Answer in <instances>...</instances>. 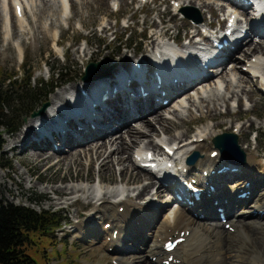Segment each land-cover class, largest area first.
Returning <instances> with one entry per match:
<instances>
[{
	"label": "bare ground",
	"instance_id": "obj_1",
	"mask_svg": "<svg viewBox=\"0 0 264 264\" xmlns=\"http://www.w3.org/2000/svg\"><path fill=\"white\" fill-rule=\"evenodd\" d=\"M100 1L101 0H59L57 2L61 4L59 5V14H57V9L55 8L54 12L49 15L51 18V27L61 26L64 20L67 22L69 21L71 25L74 20L72 18L73 6L75 13L81 15L80 12H82V10L86 9L89 13L90 11L88 9L93 6L101 8L105 1ZM111 1L119 2L121 7L120 0ZM178 1L180 3L179 7L181 12L189 14L190 12L187 10L188 4L196 5L200 3L198 6H200L201 9L208 10V12L215 8L214 3L208 0ZM24 2L25 0H14L12 3L14 5L20 4L23 6ZM187 2L189 3L187 4ZM0 3L3 4L2 6L10 7V0H0ZM57 3L56 0H41V6L38 8L36 6L37 10H33L34 12H32V14H37V17H39V15L41 17V14L46 10L48 11L47 13L51 12L50 10L56 7ZM178 8L175 7L176 10ZM248 8H250L249 5L240 4V9H237L238 12L244 16V18L239 20L241 23L240 27L246 30L244 36L236 43L235 50L225 49L220 55L215 57L209 55L207 60L204 61H201L197 55H192L189 59H175L171 62L164 58V60L159 63L157 70L163 80L161 91H166L165 95H162L161 91L155 89L156 82L153 78L154 67L152 60L149 58L151 57V53L149 55L144 53L139 57V63L144 73L137 72L132 66L133 62L136 63V61L133 60L135 58L130 61L129 66H121L115 72L113 71L114 69L106 70V72L104 65H101L99 69H96V73L105 72L104 74L86 78L81 84L74 85V87H61L59 89L60 91L55 92L50 100L51 104L49 103L51 106L49 107L48 105L43 113L31 118L26 123V129H23L26 131L19 132L20 134L13 138L12 142L8 144V150L16 152L18 148H21V152L24 151L23 153H29L30 156H32L31 158L36 159L32 161L35 166L31 169L26 165L27 161H20L21 166L27 168L25 172L28 173L30 178L33 176V169L40 171L42 168L38 165L41 164L42 167H45L49 162H47V160H50L52 155L60 154L61 159L59 160L61 161L58 160L59 165L68 164V167H72L74 164L80 165L82 158L88 159L91 166L94 165L95 162H98V182L101 183V185L102 183H106L104 182L106 176L114 173L116 165L128 164V166L121 170L123 174H132L131 178L124 181L125 184L133 180L140 182V178L143 176L146 177V173L144 174L140 170H146L150 179L147 185H144L140 190L139 188L137 189L139 192L137 196L133 194L136 190H126L118 185L116 189L104 191L101 186L99 190H96L97 184L93 182L92 186L94 189H92V191L88 189L89 194L87 195V199L91 196L92 200H90V203H88L89 205H87L91 206L92 201L95 199L100 203L99 210L94 211L96 214L93 212V216L89 218V221L97 224L96 234L98 240L101 241L102 247L108 251L118 264H163L160 263V258L163 256L167 257L170 254L164 251V242L170 236L179 235L181 232H184V237L186 239L183 243L178 244L176 249L171 253L174 255V260L170 264H220L222 262L224 264H264V199L259 198L252 210L249 209L247 205L249 197L257 193L256 197L258 198L261 195V193L258 195V191H264V171L262 170L264 163L263 166L258 163L261 161V158L258 161L261 155L258 154L257 146H251L247 137L244 138V142L247 141V146L240 142L241 144L239 147L242 152L232 147L233 143L226 146V148L236 150L240 158L245 160L244 163L239 164L229 158L228 154L225 152L221 154V149L219 148V150L217 147L219 153L215 158H212L210 154L216 150L211 149V144L206 142L209 134H206L205 131H199L196 136L194 135L196 138L194 136H192L193 138L191 139L185 138L188 133L186 132L180 137L175 135L173 142L169 140L163 141V144L175 150L174 156L176 159L190 155L192 165H187L188 172L190 173L189 176L197 178L201 183L200 186L205 189L201 200L196 201L194 205H188L187 203L180 204L171 213L169 211V214H167L164 219H160L161 211L168 206L170 207L171 201H173L175 197L171 195L172 198L170 202L167 201L168 204L163 206L158 205L155 209H151V207L154 206L152 202L153 198L156 196L160 200L167 198V194L164 192L168 190H170V192H172V190L179 191L187 197H190L189 193H192V191L188 190L187 192L181 184L182 180L186 177L185 172H183L184 174H172L170 169H164V180L158 178L159 181L156 182L155 178L157 175L153 173L151 169L142 167L141 162L143 159L139 160L137 157L135 158L134 155H131L130 159L129 156L130 152L135 150L134 148H138L143 141L149 138V133L153 131L152 122L154 118L157 120L160 127H163L162 131L166 133L170 132L171 128L177 125L174 121L170 123L171 119L166 118L159 110L169 101L177 102V100H180L183 96H187V94L195 90V88V94L188 97L191 105L196 106L198 110L207 107L208 113L213 117H217V101L220 103L221 100L220 104L222 105L223 102V105L225 104L227 106L230 105V101L232 100L239 104L242 103V98L235 92L232 94V99L229 100L223 96L221 89L224 87L225 83L226 92L234 87L240 88L242 82L247 84L250 83L252 78L254 79L257 77V74L264 68V16L254 23L251 22L243 25V22L248 18ZM1 10L0 20L3 17V12ZM226 10L225 5L221 3L218 8H215V12L212 15L218 16L220 12H223V15H225V12H227ZM13 15L15 19L12 20L13 25L19 29L21 36L27 35V31L23 27L24 24L27 22V25H30V27L33 25H31L32 18L28 19L27 17V19H25L24 17L27 15L26 6H23L21 13L14 11ZM212 18L214 19V16H212ZM161 19V23H163L162 29L157 26L156 22L155 25L154 23L149 24L146 22L149 26H152V28L150 27V35L148 36L152 48L160 46V44L164 45L167 42L166 39L172 41L173 39L177 40L179 38L178 34L176 36L172 34L173 28L168 25L166 20L164 18ZM213 23V21L207 22V24L202 25L201 28L192 25L191 33L187 34L188 38L184 41L188 42V39H190L191 43H195V37L199 35L201 29ZM1 26L2 23L0 22V32ZM103 26L105 25H102V27ZM40 27L42 30L47 29L41 25V22ZM115 27V25L105 27L104 29L108 30V32L105 33H111V31L115 30ZM240 32H243V30ZM57 33L58 32H54L53 36L56 45L59 46L62 40L57 38ZM14 35L16 36V34L12 33L13 37ZM254 37L259 40L255 41L256 39L254 40ZM204 40L209 46L213 45L212 39L205 38ZM22 42L25 43V39H23ZM10 44L11 43L8 42V45ZM186 44L187 43H184V46H187ZM11 47L13 49L12 44ZM245 47H248V50L245 51L246 55L249 54L250 56L253 54L248 60L249 62L245 63V65L247 64L248 66L247 69L244 68V64L240 65L242 58L236 54L239 50L243 53ZM137 51L138 50L135 52ZM100 52L98 51V53ZM94 55L97 54H93V56ZM108 57H111V55H105V58ZM2 58L5 59L4 56ZM127 58L128 57L124 59L121 57L118 61L122 65H126L128 63ZM136 58L138 57L136 56ZM203 63H208L206 68L203 67ZM230 64H233V67L230 69L231 71L228 69ZM136 73L143 76L144 80L141 83H138ZM235 73L242 75L239 80L236 81L237 85H233ZM246 76L248 79L251 78V80L249 79L248 81ZM129 79L131 80L129 81ZM174 79H178V81L173 83L172 80ZM216 79L217 81H215ZM211 80H213V85L209 83ZM139 85H142L145 90L148 91L147 96L143 97L138 94ZM199 85L200 87H198ZM245 87L246 86H244V88ZM81 88L87 90L88 95L86 97H82L78 93ZM114 88H118V91L114 95L104 102H100L96 104V106H93L100 98L102 92L107 90L112 91ZM259 89L264 91L261 87H259ZM70 90H74L71 97L69 96ZM180 93L183 94L178 96ZM196 94L200 98L197 104L195 103L197 99ZM250 96L252 97V94ZM191 97L194 99H191ZM211 104L214 105L213 108ZM182 105L183 101L181 103V106ZM55 106H57V108L53 114H51ZM50 108L52 111H50ZM177 111L178 109L175 108L174 112L176 113ZM230 112L231 109L229 110V113ZM175 113L174 115L176 117H180L179 112L177 114ZM153 114L155 115L152 120L151 115ZM183 124L184 123L181 122L179 125ZM233 125L234 123L226 125L225 122L219 121L213 128L223 127L231 129ZM241 126L237 128L239 132L243 130ZM38 129H41V131ZM123 130H126L129 140L122 134ZM157 130L159 131L160 128H157ZM153 133L154 132H152V136L155 135ZM118 134H120V136H118ZM91 142L92 144H89ZM56 143L59 144V146L55 148L54 144ZM115 144H119L118 147L110 150L109 148H112ZM81 145L87 148L82 151L78 147ZM147 145L148 146H145L143 150H151L157 153H161L164 150L163 146H160L159 143H154L151 139H149ZM74 148L80 151H75ZM244 148L247 151H245ZM249 149L256 150L257 152L254 151L253 153L256 154V156L249 155L247 158L246 154ZM66 150L68 151L65 152ZM139 152L141 151H138L137 154L141 156L142 154ZM195 160L197 162H195ZM228 165L237 166L238 170L235 172L227 170L222 173H218L217 171L214 174L212 173L213 170ZM254 166H259L257 172L259 175L263 176H258V174H256L257 172L254 170ZM182 169H184V166H182ZM206 170L208 171L207 176L204 174ZM20 177L21 181L17 182L20 190L19 193L22 192V180H24L22 174ZM245 177L247 179H244ZM1 178L0 185H3L4 182ZM192 178H189V180H192ZM231 178L234 179L233 182L227 180ZM38 180H41V177H39ZM88 180H90V178H88ZM242 180H245L243 185L238 183ZM122 181L123 178L120 184H122ZM107 182L112 184L111 181ZM246 183H249V185H246ZM209 185H214L215 190L211 191ZM149 187L155 190V193L152 195L153 197L151 196V199L145 204L138 202L137 199L140 196H149L150 193H152V189H148ZM245 191H250V196L240 198L238 194H242ZM54 192L56 196L64 199L65 197L68 198L79 192L86 194L82 187L70 188L67 186L55 189ZM146 192H148V194H145ZM79 200L78 198L77 201L69 203V206L73 204L77 205ZM238 205H241V208L237 209ZM77 206H79L81 210L85 209L80 204ZM116 206H123V211L121 212L119 210V212L116 210ZM218 208L223 210L222 213L225 214V218H229L228 222L231 224L232 230L225 227L221 212ZM259 210L263 211L260 212ZM100 213L112 220L114 224L113 230H105L103 226L100 228V224L95 221L96 219L94 220V218L101 217ZM193 213H197L196 215L199 216V218L194 217ZM251 216H255V220L252 219ZM207 220L211 221L212 224L208 225ZM88 222L85 224V230L88 227ZM80 223H84V221ZM80 223L77 224L75 230H77L79 237L84 238L86 235L84 224L81 225ZM136 223L139 224V226L137 228H134V226L132 227V225ZM142 227H147L149 232L147 235L145 234L146 236L141 237L139 230H142ZM114 230H118L117 236L113 235ZM224 251L231 254L230 260L226 259V255H223ZM247 254L250 256L253 254V258L250 259L249 263L244 259ZM228 258H230V256Z\"/></svg>",
	"mask_w": 264,
	"mask_h": 264
},
{
	"label": "rangeland",
	"instance_id": "obj_2",
	"mask_svg": "<svg viewBox=\"0 0 264 264\" xmlns=\"http://www.w3.org/2000/svg\"><path fill=\"white\" fill-rule=\"evenodd\" d=\"M13 1L14 0H10V7L2 6L3 4L0 3V10L2 9L1 11L3 12L2 13L3 17L0 20V22L2 23L1 32H0V77H7L8 75L14 74L17 75L18 78L22 79L26 76V74H33L31 78L33 85V84H37V81L39 79L49 81L50 79L49 70L51 67L53 69V67L56 68L58 66H68L69 69V75L67 76L69 81L66 83L55 82V84L58 85V87H56L52 91V93H50L47 96V98H45L44 101L38 102V106L36 107V112L38 113L42 109V105L44 102L51 104L50 100L52 98V95L55 92L60 91L59 89L61 87L64 86L74 87V85L81 84L86 77L92 78L95 77L96 75L105 73V72L96 73L95 69L89 71L88 66L91 63H100V65L102 66L104 65L105 71L106 70L108 71L109 69H114L113 71L115 72L121 66L124 67L129 66L130 61L133 58H135L133 60H136V56L138 57L139 55L138 54L139 50L149 55L150 50L152 48V45L149 42V37L141 38L142 37L141 30L143 28L145 29L148 27L152 28V26H149L147 23L149 24L154 23L155 25L156 22L157 26L160 29H162L163 23H161L162 22L161 18H164L168 23V25L171 28H173L172 34L174 36L178 34L179 38L182 39V42L186 39L185 36H188L187 34L191 33V28L188 27L191 21L189 19H184L181 13H176L175 6L173 4L175 0H150L149 3L145 5H143L144 3L141 0H120L121 8L119 11H116V9L112 6V4H110L111 0H104L105 2L103 3V6L101 8L93 6L90 9H88L90 11L89 12L90 14L85 9L82 10V12H80L81 15H77L75 13L73 6L72 18L74 20L72 21V24L70 25L69 21L67 22L66 20H64L62 22V25L57 27H51L50 25L51 18L49 15L50 13L54 12L55 8L57 9V14H59V7H60L59 5H61L60 2L57 3L59 0H56L57 6L53 7V9L50 10L51 12L47 13L48 11L46 10L44 13H42L44 15L41 14V17L39 15L40 19L39 17H37L38 16L37 14H32V12H34L35 10H37L38 7L41 6V0H25L24 6H26L27 15L24 17L25 19H27V17L28 19L32 18L31 25L33 26L30 27V25H27L26 22L23 27L28 34L25 33L27 35L21 36V32L19 31V29L16 28L12 23V20H15L13 17L14 16L13 15L14 5L12 3ZM181 1L183 2L185 0H181ZM208 1H212L214 3L215 8H218L222 2L221 0H208ZM100 2H102V0ZM188 3L189 2H187V4ZM199 4L196 5L188 4L187 10L190 13L200 15L204 23L213 21L214 24H216V26L222 23L223 12H220L218 16L212 15L215 12V8H213L208 12V10L201 9V7L198 6ZM212 16H214V19L212 18ZM40 22L41 25H43L47 29L45 30L40 29L41 28ZM102 25L105 26L102 27ZM112 25L116 26L115 30L111 31V33L109 34L105 33L108 32V30H105L104 28ZM127 25H129V27H127ZM54 32H58L57 38L62 40V43L59 46L56 45L54 41V36H53ZM12 33L16 34V36L14 35L13 37ZM146 35L149 36L150 31H148ZM23 39H25L26 41L25 43L22 42ZM254 40L258 41L259 39L254 37ZM8 42L12 44L13 49L11 47V44L8 45ZM170 42L173 43L174 40ZM126 43L127 44L131 43V45H127ZM183 43H187V42L184 41ZM247 48L248 47L244 48L243 53L241 50H239L237 51L236 54L241 57L245 56L250 59V57L253 54L250 56L249 54L246 55L245 51L248 50ZM136 50L138 51L135 52ZM98 51L101 52L98 53ZM93 54H97V55L93 56ZM107 54L111 55V57L105 58V55ZM3 56L5 57V59L2 58ZM121 57H123L124 59L128 57L127 58L128 63L126 65H122L118 61ZM25 63L31 64V68H29V70L28 67H26L27 70H24ZM241 64H245V62L242 61L240 62V65ZM232 67L233 64L232 65L230 64L228 67L229 71H231L230 69ZM240 76L242 75L235 73L233 85H237L236 81L239 80ZM246 78L248 81L249 79L251 80V78L248 79L247 76ZM215 81H217V79ZM212 82L213 80H211V82L209 83L213 85ZM244 86L246 87L244 88ZM198 87H200V85ZM234 88H231L228 92H226L227 90L225 83L224 87L221 89V93L223 94V96H225L227 99L230 100L232 99L233 96L232 94L235 92L240 98H242V103L239 104L238 102L232 100L230 101L229 106L225 104L223 105V102H222L223 105L222 106L220 104L221 100L220 103L217 101V110H216L217 117L211 116V114L208 113L207 107L205 108L203 107L202 110L201 109L198 110L196 106L191 105V102L190 100H188V97L195 94L196 88L195 90L191 89L192 91L189 94H187V96H183L180 100H177V102L169 101V103L164 105V107H162L159 110V112L162 115H164L166 118L171 119L170 123L174 121L176 122L177 125L172 127L170 132L166 133L165 131H162L163 127L162 126L160 127L157 120L155 118L153 120L155 114L151 115L152 117L151 116L150 117L153 120L152 132H154L153 134L155 135L152 136V132L149 133V138L141 143L142 146L140 144L138 148H134L135 150L130 152L129 154L130 159H131V155H134L135 158L136 157L139 158L140 156L136 155L138 151H141L139 153H142V155H144L143 151L145 152V150L143 149L145 146H148L147 144L149 143V139H151L154 143H159L160 146L161 145L163 146L164 143L163 141L165 140H169L173 142L175 135L177 137L178 136L180 137L184 135L186 132H188L185 138L191 139L193 138L192 136L194 135L196 136V134L199 131L200 132L205 131L206 134H209L206 142L211 144L210 145L211 149L218 150L214 144V138L218 134H224L226 132L229 133L234 132L237 135L239 145L241 143H244L247 146L246 143L247 141L244 142V138L247 137L251 146L252 145L257 146L258 154L261 155V157L258 158V161L260 158L261 161H259L258 163L263 166L264 92L259 89L258 79L256 77L254 79L252 78L250 83L247 84L242 82L240 88L238 87H234ZM251 94L252 97L250 96ZM196 98H195L196 99L195 103L197 104L199 103L200 98L199 96H197ZM191 99L194 98L191 97ZM182 101H183V105L181 106ZM50 106L51 105H49V107ZM211 107L213 108L214 105L211 104ZM175 108L178 109L176 113L174 112ZM230 109L231 112L229 113ZM15 111H18V108L14 110V112ZM178 112L180 114V117H176L174 115V113L177 114ZM31 118H32L31 115L26 117L23 120L21 126L14 133L5 134L6 142L2 153L0 154V178L2 177L1 179L4 182L3 185H0V195H1L0 204L12 202L18 205L30 206L37 210L41 208L45 210L53 209L55 211H59L65 217V222L60 228H57L54 231L51 230L50 232H47L48 234L40 236L36 242L30 244V250L35 255V258L37 259L39 264H116L113 260V257L108 253L107 250H105L102 247L101 241L98 240V236L96 234L97 224L89 221V218L93 216V212L99 210V206H100L99 201L97 199L92 201L91 206L88 207L86 210H81L80 207L77 206L78 203H80L81 205H86L90 203V200H92L91 196L89 197V199H87V195L89 194L88 189H91V191L92 189H94L92 186L93 182L94 184L99 183L98 182L99 163L95 162L94 165L91 166L90 161L88 159L82 158L80 165L74 164L72 165V167H68V164L59 165V161H61L59 160L61 159V154L52 155L50 160H47V162L49 161L47 166H45L44 164L45 167H42V165L40 164L38 165L40 166V168H42L40 169V171L36 169L32 170L33 176L32 178H30L28 173L25 172L27 171V168L21 166L20 161L21 160L27 161L26 165H28L29 168L31 169L33 166H35L32 161L36 159L31 158L32 156H30L29 153H23L24 151L21 152V148H18V151L16 152H12L8 150V144L11 143L13 138L17 137L21 133V131H26L23 129H26L27 127L26 123ZM219 121L225 122L226 125L231 123H234V125L231 129H226L223 127H222L223 129L217 127L214 129L213 127ZM181 122H183L184 124L179 125ZM238 126L243 127V130L239 132V130L237 129L239 128ZM157 128H160V130L158 131ZM122 134L127 140H129V136L126 133V130H123ZM118 136H120V134H118ZM92 142L89 144H92ZM118 145L115 144L112 148L109 149L110 150L116 149ZM78 147L82 151L83 149L87 148V147L85 148L82 147V145ZM67 151L68 150H66L65 152ZM75 151L79 152L80 150L76 149ZM254 151L257 152L254 149H249L248 150L249 154L247 153L248 155L246 154V157L248 158L249 155L256 156V154H253ZM10 161H11V167L7 166L8 162ZM126 166H128L127 163L126 164L124 163L122 165H116V169L114 173L112 175L106 176V180L104 181L106 183H109L107 181H111L112 185H114L113 188H108L109 184L104 186L103 184L106 183H103L101 185L102 190L104 191H107L108 189L113 190L116 189L117 185L118 186L122 185V187L126 190L129 189L136 190L135 193L133 194H136L137 196L139 193L137 189L139 188L140 190L144 185H147L150 176L149 174L147 175L146 170L144 171L139 169L144 174L146 173V177L143 176L142 177L143 179L140 178V182H136L135 180H133L132 182L125 184L124 181L132 177V174L130 173L129 174L121 173L122 172L121 170ZM227 167L233 168L235 166L228 165ZM258 169L259 166H254V170L256 172ZM262 170L264 171V167ZM21 174L24 180H22V189H21L22 192L19 193L20 190L18 188L17 182L21 181V177H20ZM256 174H258V172ZM258 176H263V175L258 174ZM39 177H41V180H38ZM88 178H90V180H88ZM122 178L123 181L122 184H120ZM244 179L247 178L245 177ZM244 181L245 180H242L238 183L243 185ZM65 186L70 188L82 187L86 194H84L83 192H79L78 194L75 193L68 198L65 197V199L56 196L54 190L58 188H63ZM150 188L151 187H149L148 189ZM148 192H146L145 194H148ZM151 192L152 193H150L149 196L143 195L144 198L143 196L142 197L140 196L137 199V201L143 202L145 200L146 202H148L151 199L150 197L155 193V190L152 189ZM34 193H37L41 196L39 200L32 203L31 201L33 200L32 196ZM164 193L167 194V198L160 200L158 199L157 196L154 197L152 201L154 206L151 207V209L152 208L155 209L158 205L159 206L166 205L168 204L167 201L169 202L171 201L172 197L169 195V192L165 191ZM260 193L261 195L258 198L256 197L257 193H254V195L248 199L247 205L249 209L251 210L254 209V205L258 202L259 198L264 199L261 198L264 197V191L262 192L259 190L258 195ZM76 198L80 199L77 205L73 204L69 206V203H73ZM178 206L179 205L176 202H172L170 204V207L168 206L166 207V209H163V211H161L160 219H164L165 216L169 214V211L171 213ZM120 207L116 206V210L119 211ZM259 211L262 212L263 210H259ZM94 214L96 213L94 212ZM196 214L197 213H193V216L199 218V216H197ZM100 216H101L100 218L93 217L94 220L96 219L95 221L100 224V228L103 226L105 230H108L110 228L112 230L114 228L113 227L114 225L108 228L104 223V222L109 223L112 220L107 216H103L102 213H100ZM251 218L254 219L256 217L251 216ZM83 221L84 223H80ZM87 222H88L87 224L88 227L85 230V224ZM78 223H80L81 225L84 224V230L86 232L84 238L79 237L77 230H75ZM207 224L208 225L212 224V222L207 220ZM133 226L134 228H137L139 224L136 223L132 225V227ZM139 232L142 237V236H146L149 231L147 227H142V230H139ZM223 255L224 256L226 255L225 256L226 259L228 260L231 259L230 253H226L224 251ZM229 256L230 258H228ZM245 257H244L245 261L249 263L250 259L253 258V254L252 256L247 254L245 255ZM220 264H224V263L222 262Z\"/></svg>",
	"mask_w": 264,
	"mask_h": 264
},
{
	"label": "trees",
	"instance_id": "obj_3",
	"mask_svg": "<svg viewBox=\"0 0 264 264\" xmlns=\"http://www.w3.org/2000/svg\"><path fill=\"white\" fill-rule=\"evenodd\" d=\"M131 45V43H129ZM31 68L30 63L24 64ZM33 74L22 79L11 74L0 77V154L5 145V134L14 133L23 120L57 87L56 83L68 82V66L51 67L49 81L39 79L32 85ZM18 108V111H15ZM7 166H11V161ZM34 193L32 203L40 199ZM65 217L53 209L37 210L30 206L12 202L0 204V264H39L30 250V244L61 227Z\"/></svg>",
	"mask_w": 264,
	"mask_h": 264
},
{
	"label": "water",
	"instance_id": "obj_4",
	"mask_svg": "<svg viewBox=\"0 0 264 264\" xmlns=\"http://www.w3.org/2000/svg\"><path fill=\"white\" fill-rule=\"evenodd\" d=\"M97 67H99V63H91L88 68L92 69V68H97ZM47 105H48L47 103H44V106L40 110L41 113L45 110ZM36 114H38V112L35 111L33 112L32 116H35ZM214 142L216 146H218L221 149L222 153H224L225 150L227 149L226 146L232 143H233L232 147L242 152V150L240 149L238 145L237 136L233 133L227 132V133L221 134L215 137Z\"/></svg>",
	"mask_w": 264,
	"mask_h": 264
}]
</instances>
